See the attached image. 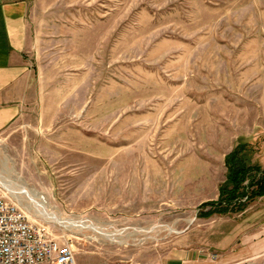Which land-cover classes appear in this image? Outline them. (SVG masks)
I'll list each match as a JSON object with an SVG mask.
<instances>
[{
  "label": "rangeland",
  "instance_id": "obj_1",
  "mask_svg": "<svg viewBox=\"0 0 264 264\" xmlns=\"http://www.w3.org/2000/svg\"><path fill=\"white\" fill-rule=\"evenodd\" d=\"M29 21L0 185L30 218L78 264H264V196L201 215L239 144L264 170V0H30Z\"/></svg>",
  "mask_w": 264,
  "mask_h": 264
},
{
  "label": "crops",
  "instance_id": "obj_2",
  "mask_svg": "<svg viewBox=\"0 0 264 264\" xmlns=\"http://www.w3.org/2000/svg\"><path fill=\"white\" fill-rule=\"evenodd\" d=\"M30 0H0V131L30 104Z\"/></svg>",
  "mask_w": 264,
  "mask_h": 264
},
{
  "label": "built area",
  "instance_id": "obj_3",
  "mask_svg": "<svg viewBox=\"0 0 264 264\" xmlns=\"http://www.w3.org/2000/svg\"><path fill=\"white\" fill-rule=\"evenodd\" d=\"M0 264H78L73 245L30 218L14 194L0 185Z\"/></svg>",
  "mask_w": 264,
  "mask_h": 264
},
{
  "label": "trees",
  "instance_id": "obj_4",
  "mask_svg": "<svg viewBox=\"0 0 264 264\" xmlns=\"http://www.w3.org/2000/svg\"><path fill=\"white\" fill-rule=\"evenodd\" d=\"M245 148L241 143L228 154V182L220 186L216 201L203 203L202 209L210 208L201 212L202 216L243 212L257 197L264 196V170L246 158Z\"/></svg>",
  "mask_w": 264,
  "mask_h": 264
},
{
  "label": "bare ground",
  "instance_id": "obj_5",
  "mask_svg": "<svg viewBox=\"0 0 264 264\" xmlns=\"http://www.w3.org/2000/svg\"><path fill=\"white\" fill-rule=\"evenodd\" d=\"M37 193V192H36ZM35 194V193H34ZM36 196H37V194H35ZM40 198H41V201H42V203H44V197L43 196H39ZM43 206V205H42ZM43 208V207H42ZM45 208V207H44Z\"/></svg>",
  "mask_w": 264,
  "mask_h": 264
}]
</instances>
